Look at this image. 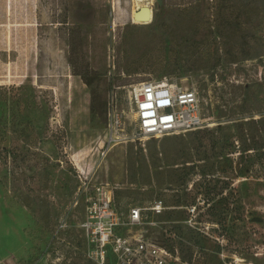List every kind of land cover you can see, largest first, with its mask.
<instances>
[{
  "label": "rangeland",
  "instance_id": "rangeland-1",
  "mask_svg": "<svg viewBox=\"0 0 264 264\" xmlns=\"http://www.w3.org/2000/svg\"><path fill=\"white\" fill-rule=\"evenodd\" d=\"M140 5L152 10L151 23H133ZM259 20L264 0H0V87L8 91L0 116L15 121L0 139L6 149L0 150V264H69L71 239L84 238L74 226L79 204L70 218L81 173L91 186L110 184L115 195L179 205L165 220L185 243L192 236L198 241L182 263L264 264V186H247L245 175H224L240 201L225 210L214 198L207 211L196 191L220 177L216 158L199 161L191 153L183 164L185 158L169 162L161 154L207 131L264 117ZM218 57L211 81L204 65ZM231 58L237 67L226 64ZM162 70L183 88H197L205 128L138 140L127 92L159 81ZM246 92L252 95L246 104L257 109L252 117L239 109ZM204 162L214 167L209 176ZM185 165L194 170L185 186H175L172 171ZM193 206L199 216H187ZM212 213L223 217V226L211 222ZM63 220L68 228L62 231ZM182 254L187 257L186 247Z\"/></svg>",
  "mask_w": 264,
  "mask_h": 264
},
{
  "label": "built area",
  "instance_id": "built-area-1",
  "mask_svg": "<svg viewBox=\"0 0 264 264\" xmlns=\"http://www.w3.org/2000/svg\"><path fill=\"white\" fill-rule=\"evenodd\" d=\"M127 99L135 113L138 140L184 135L205 128L199 93L191 83L183 88L178 79L169 76L159 81H143L130 86ZM112 114L118 125L119 115L114 111ZM98 154L104 157L105 148ZM82 174L78 175L82 183L77 191L81 195L70 218L80 206V219L74 226L84 238L71 239L73 252L94 264H171V261L186 264L177 251L172 254L162 245L166 237L174 235L173 225L165 219L178 208L166 207L161 200L115 195L110 184L91 186L88 177ZM186 210L190 215L196 213L195 207ZM58 228L67 229L66 221H60Z\"/></svg>",
  "mask_w": 264,
  "mask_h": 264
},
{
  "label": "trees",
  "instance_id": "trees-1",
  "mask_svg": "<svg viewBox=\"0 0 264 264\" xmlns=\"http://www.w3.org/2000/svg\"><path fill=\"white\" fill-rule=\"evenodd\" d=\"M215 15V18L217 19V14L215 13ZM222 19H224V14ZM259 23H264V20H259ZM219 50V47H217L216 53H219ZM220 62V58L218 57L217 60L213 61L212 63H207L206 65H204V68H206L204 70H208L211 72V81H214V77L216 76L215 70H217V68H220ZM177 64L178 67H180L179 63ZM226 64L232 66L234 65L235 67L238 66L237 61H235L234 58L227 59ZM164 73L165 70L160 71V77L158 79H162L165 76H176L164 75ZM258 91L261 92V90H257V92L253 95L254 99L260 98ZM7 97L8 91L3 87H0V105L7 101ZM251 97L252 95L249 96L246 92L243 97V102L239 106V109L241 114H248L252 117L256 114L257 109H255V107H251V102L248 104H246L247 102H245V100H249V98ZM7 123H15V121L14 119H12L9 122L2 116H0V139L1 137L3 138V136L6 134L5 131L8 128ZM11 129L13 128L9 127V130ZM19 134H23V130L20 131ZM0 150H2L1 152H4L6 149H1L0 145ZM191 153H193V155H196V157L199 158V161L207 160L209 159V156H214L216 158L217 171L220 174V177H218L217 179H212V181L211 179L210 181H208L209 183H214L212 187H210L208 182L204 180L198 186L196 195L205 197L206 206L208 207L207 211H210L211 207H213L212 204L209 205V202L213 201L214 198L217 199L216 204H221L222 207L226 208L225 210H227L230 203L235 204L236 201H240V193L238 190H236L235 186L232 185V180L224 175H235L237 177L245 175V178L248 182L247 186H264V117L259 118L257 121L249 120L245 123L237 122L234 123L232 127H219L217 133L207 131L204 133V136L198 137V139L194 136L189 145L184 142H179L177 147H168L167 149L161 151V154L164 155V157L168 159L169 162L185 158L183 164L190 163L187 158L191 155ZM152 156L153 155H151V157ZM234 159H237V161L234 162ZM201 168L203 173L209 176L210 174H208V172H211L214 167L213 165H209L204 162ZM184 170L188 171V173H181L184 172ZM192 170H194V165H185L180 167V169L178 167L175 168L174 171H172L175 173L170 178L171 183H173L175 186H185L186 176L189 175ZM134 182H136L135 177ZM159 200H161L166 207L178 208L179 206L168 205L161 198ZM195 211L199 216L200 213L196 207ZM172 216H174V214H172L171 212V215L169 217ZM187 216H191L188 211ZM211 222L216 223L219 226H223V217L219 213L218 215L216 213H212ZM173 233L174 235L165 238L162 243L163 247L172 254L177 251L180 259L189 262L193 255V248H195L198 244L197 239L192 236L188 244L185 243L179 235H177L174 227ZM185 247L188 250L187 257L183 256L182 254V251ZM71 254L73 255L68 258V260H70L69 264H82L84 260H87L82 255L76 254L73 251L71 252ZM65 260H67V258Z\"/></svg>",
  "mask_w": 264,
  "mask_h": 264
},
{
  "label": "water",
  "instance_id": "water-1",
  "mask_svg": "<svg viewBox=\"0 0 264 264\" xmlns=\"http://www.w3.org/2000/svg\"><path fill=\"white\" fill-rule=\"evenodd\" d=\"M152 17V10L149 7H141L138 11L134 13L133 21L146 25L151 23Z\"/></svg>",
  "mask_w": 264,
  "mask_h": 264
},
{
  "label": "bare ground",
  "instance_id": "bare-ground-1",
  "mask_svg": "<svg viewBox=\"0 0 264 264\" xmlns=\"http://www.w3.org/2000/svg\"><path fill=\"white\" fill-rule=\"evenodd\" d=\"M134 6V5H133ZM141 6V5H140ZM141 7H146V6H141ZM141 7H139L138 8V10L141 8ZM137 10V11H138ZM136 11H133V13H132V18L131 19H133V15H134V13H135ZM133 23H135V24H142V23H138V22H135V21H133Z\"/></svg>",
  "mask_w": 264,
  "mask_h": 264
},
{
  "label": "crops",
  "instance_id": "crops-1",
  "mask_svg": "<svg viewBox=\"0 0 264 264\" xmlns=\"http://www.w3.org/2000/svg\"><path fill=\"white\" fill-rule=\"evenodd\" d=\"M36 264H43V263H41V261H39V262H37Z\"/></svg>",
  "mask_w": 264,
  "mask_h": 264
}]
</instances>
